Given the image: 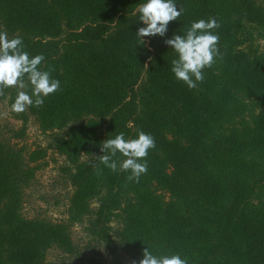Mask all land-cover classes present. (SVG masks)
Returning a JSON list of instances; mask_svg holds the SVG:
<instances>
[{
  "label": "trees",
  "instance_id": "obj_1",
  "mask_svg": "<svg viewBox=\"0 0 264 264\" xmlns=\"http://www.w3.org/2000/svg\"><path fill=\"white\" fill-rule=\"evenodd\" d=\"M144 2L0 0V30L18 34L30 57L42 54L40 68L60 82L43 106L13 114L51 133L73 189L67 221L26 218L24 190L46 150L0 142V264H50L51 249L73 254L71 228L86 220L114 254L117 222L131 264L145 248L187 264H264V48L245 47L249 26L264 38V0H174L178 20L139 45L144 25L134 13ZM210 18L220 25L213 33L222 58L190 90L171 72L177 57L164 41ZM16 95L10 88L0 99L10 106ZM140 130L155 147L138 183L95 159L106 139ZM113 159L119 168L125 158Z\"/></svg>",
  "mask_w": 264,
  "mask_h": 264
},
{
  "label": "clouds",
  "instance_id": "obj_2",
  "mask_svg": "<svg viewBox=\"0 0 264 264\" xmlns=\"http://www.w3.org/2000/svg\"><path fill=\"white\" fill-rule=\"evenodd\" d=\"M182 11L174 0H146L138 4L134 14L144 25L136 32L138 44H144V37L165 36L169 22L178 20ZM219 27L215 18L201 19L193 22L185 34L173 35L164 41L177 57L171 61V72L190 90L203 82V70L211 68L218 57L222 58L219 36L213 33ZM44 60L42 54L30 57L18 34L9 38L7 31L0 30V96L5 95L6 89L17 90L14 102L0 115L20 114L32 106L41 107L46 97L60 89V82L51 77V70L40 68ZM154 147V138L142 130L134 139H125L124 133H120L102 142L100 151L103 155L95 159L114 173L118 170L129 172L127 180L138 183L141 175L147 172L146 158ZM118 154L125 158L119 162V168L113 159ZM139 264H187V261L178 254L157 257L145 248Z\"/></svg>",
  "mask_w": 264,
  "mask_h": 264
},
{
  "label": "rangeland",
  "instance_id": "obj_3",
  "mask_svg": "<svg viewBox=\"0 0 264 264\" xmlns=\"http://www.w3.org/2000/svg\"><path fill=\"white\" fill-rule=\"evenodd\" d=\"M251 42L245 47L247 50L264 48V38L253 26H249ZM9 108L8 97L0 99V114ZM22 130L23 137H18ZM0 142L9 147H23L28 152L40 149L46 150L43 164L33 178L31 185L24 190L23 215L26 218H41L53 223L67 221V210L73 192L72 186L65 171L67 163L52 147L51 133L39 130L35 119L28 116L27 121L18 120L13 113L7 116L0 115ZM24 155V153H23ZM97 204H93L96 207ZM111 238L116 241V254L121 264H131L129 256L120 248L117 238L119 224L111 223ZM71 236L75 252L64 254L59 250L51 249L47 253L50 264H88L89 259L95 258L103 264H115L113 251L103 242H100L90 232L88 220L75 224L71 228Z\"/></svg>",
  "mask_w": 264,
  "mask_h": 264
}]
</instances>
